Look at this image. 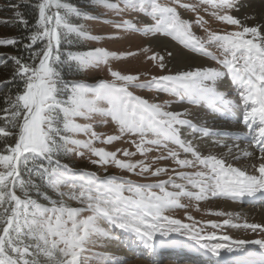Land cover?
<instances>
[{
	"label": "snow or ice",
	"instance_id": "obj_1",
	"mask_svg": "<svg viewBox=\"0 0 264 264\" xmlns=\"http://www.w3.org/2000/svg\"><path fill=\"white\" fill-rule=\"evenodd\" d=\"M175 2L179 3V0ZM95 3L117 14L128 10L145 14L153 23L137 27L131 20H122L114 27L142 32L144 35L170 36L191 52L215 61L226 72L212 66L195 67L153 75L150 80L138 83L139 74H122L110 68L113 80H102L95 86L73 83L68 87L66 101L62 103L57 99V74L50 63L53 58L59 59L60 30L75 32L88 39L99 40L100 37L82 31L83 25H72L65 20L59 9L79 15L71 5L61 3V0H40L37 4L38 30L31 35L30 40L35 44L39 39H46L47 43L42 52L36 54L38 66L26 64L19 57H10L17 66L13 78L22 79L24 86L14 99L9 97L6 101L8 106L0 110L4 113L3 126H0V141L4 143V149L0 151V264H85L88 257L84 253L88 251L87 245L94 235L116 238L99 226L100 220H106L110 225L131 234L134 242L144 249L151 264H157L156 256L160 249L178 244L183 246L187 241L192 242L188 246L193 251L209 257L201 264H264V224L247 221L239 224L224 219L220 223L207 221L198 228L199 222H195L191 215L187 219L193 223H184L165 214L186 207L181 204V197L203 201L209 197L242 200L259 195L264 199V25L247 26L230 14L232 10L239 11L240 0H202L203 4L211 8V15L215 19L238 29L223 32L204 29L206 37L196 36L192 32L193 22L182 19L175 7L160 0H118L116 3L112 0H95ZM181 6L196 10L192 5ZM9 7L19 9L20 5L10 4ZM53 8L57 11L52 12ZM15 18L27 23L20 11L15 12ZM4 23L10 21L5 20ZM195 23L203 28L207 22L198 16ZM16 43L14 38L0 39V46ZM213 47L220 51V55L210 50ZM54 52L57 53L55 56ZM135 54L126 53L128 56ZM167 54L172 55L171 52ZM110 58L119 57L117 53L99 47L70 56L81 71L91 65L107 64ZM149 59L156 62L161 72L167 67L163 55L153 53ZM226 73L241 89L239 96L244 103L241 123L249 132L246 139L259 151L255 157L258 163L249 166L252 173L226 163L224 158L217 155H203L193 140L182 138L183 128L203 136L223 134L194 125L188 118L193 115L190 108L171 111L168 110L172 103L170 100L150 102L129 91L130 87L154 89L180 101L186 100L189 105H207L213 110L227 112L234 107V101L217 86ZM101 104L107 106L102 107ZM96 114L104 117L105 123L110 119L116 125L117 134L97 133L92 124L76 122L77 117L91 120ZM62 132L83 133L88 139H74L61 135ZM126 136L136 137L130 141L135 145L136 152L127 149L109 151L94 146L96 142L112 144ZM10 138H14L13 143H9ZM169 145H175L183 153L190 154L192 159H181L180 152ZM81 149L90 153V159L92 156L97 158L91 159L95 165L106 167L114 164L117 168L133 173L139 169V175L150 173L158 177L169 169L156 167L153 170L144 160L132 162L119 159L118 153L132 157L137 153L146 155L154 149H163L166 154L155 157L156 160L172 159L182 168L201 170L177 172L172 169L184 183H176L170 176L167 181L137 184L117 176L101 180L95 174L88 173L80 174L78 182H74L76 174L58 160L55 161V167L46 168L40 163L28 168L30 162L38 160L51 165L53 158L61 152L84 156L85 151ZM244 155L250 157L253 153L246 151ZM22 170L27 173V179L22 176ZM33 175L41 179L50 177L48 185L60 197L67 195L69 200H78L82 206L71 207L63 199L53 202L51 207L40 206L28 194V188L35 187ZM62 185L71 191H60ZM169 185L176 190L169 191ZM189 185L196 191L188 190ZM154 188L159 189V192L153 191ZM17 190L23 194V198L17 195ZM86 212L90 214L83 215ZM215 215L232 217L233 214L216 212ZM205 226L214 230L231 226L250 229L254 233L259 230L261 238L218 235L217 231L205 232ZM178 237H186V240ZM246 245L258 248L249 249ZM257 254L259 260L254 258Z\"/></svg>",
	"mask_w": 264,
	"mask_h": 264
},
{
	"label": "rangeland",
	"instance_id": "obj_2",
	"mask_svg": "<svg viewBox=\"0 0 264 264\" xmlns=\"http://www.w3.org/2000/svg\"><path fill=\"white\" fill-rule=\"evenodd\" d=\"M19 1H22V0H0V39H5V37H7L11 33L7 24L4 23V21L11 19L12 17L15 16L16 9L9 7V5L16 4V2H19ZM112 2L116 3L118 2V0H112ZM160 2L165 3L168 6L175 7L182 19L193 22L192 32L198 37H206V32L204 29H208V30L215 31V32L238 30L236 26L227 25L224 22H221L215 19L211 15V11H212L211 8L208 5L203 4L202 0H179V3H176L175 0H160ZM240 2L242 3H240L239 11L232 10L230 14L240 19L242 24L247 25L246 20L247 18L251 17L250 9H246L248 8L249 3H243V2H246V0H243V1L240 0ZM183 4L192 5L195 7L196 10L192 11L191 9L184 8L181 6ZM244 6H245L246 11L241 10L244 8ZM123 7H124L123 4H121V8ZM85 8L88 13H84L80 15L81 17L80 20L82 23L81 25H83L82 31H86L90 33L92 36H98L100 37V39L99 40L88 39V38L79 36L75 32L67 33L66 30L61 29L60 31L62 33V36H61V42L59 45L58 56L59 54H61L60 46L63 44L62 41H67V43H69V39H71L72 41L75 39H78L82 43V48L79 49L78 52H75L73 55H71L70 53H67V56L65 55L66 58L69 59V63L72 61L70 59V56L82 54L84 52H87L89 50H92L98 47L105 48L110 52L117 53L119 58H110L107 64L101 63L99 65H91V66H88L83 71L79 69L80 73L82 74V77L80 78L79 83H84L90 86H95L102 80L111 81L114 78L110 75V72H109L110 68L112 70L120 71L122 74H139L140 81H138V83H144L150 80L151 76L153 75H162V74H167L169 72L171 73L177 72L178 70L176 66L170 63L169 58L172 55L168 56L167 52L164 53L159 49L158 45L154 42V39L156 37H162V38L168 39L169 41H171L177 46L179 51H186L192 55L199 56V58L201 59L202 58L206 59L207 63L203 67L212 66V67H216L220 69L221 71L225 70L215 61H212L209 58L201 56L197 53L191 52L190 50L186 49L183 45H181L179 42H175L171 37L165 36L163 34H156L155 36L144 35L142 32H133L132 30L125 31V30L117 29L114 27V24L120 23L122 20H131L134 24L137 25V27H143L144 24L153 23L150 17L146 16L143 13L128 10L123 13L117 14L114 11L105 9L102 6L97 5L95 3V0L93 4L85 6ZM51 11L54 12V11H57V9L53 8L51 9ZM58 11H60L61 15L68 22L69 20L67 19V16L65 13L67 12L71 13V12H69L66 9H59ZM198 16L203 17V19L207 22L206 24H204L203 28L195 23ZM85 17H88V18H85ZM113 37H118V38H113ZM144 49H147V51H145ZM210 50L215 52L217 55H220V51L217 50L215 47L211 48ZM128 52H133L136 54L133 56H128L126 55V53ZM153 53H158L159 55H163L165 57L164 62L166 63L167 67L165 68L163 72H161L156 67L155 61L149 59V57L152 56ZM56 54L57 53L54 52V56ZM58 61H60V59L53 58L50 63L57 74L56 76L57 88H58L57 99L63 103L66 101L68 97V89L66 90V86L63 83L64 79H62L63 76L60 75V71H59L60 68L57 66ZM60 66L62 67L61 64ZM76 66L78 67L77 63H76ZM117 83H120V82L117 81ZM235 90H236V93L229 92L230 89L224 92L227 94L229 99L237 100V98L239 97L237 102H240L242 100V98L239 96V92L241 90H238V89H235ZM129 91H131L136 96H141L145 99H148L150 102H153L154 100L155 101L170 100L172 101V103H171V107L168 110H171V111H182L186 107L190 108L192 113L194 111H198L199 116L191 115L188 117L190 120L196 119V120H200L202 123H207L208 120L204 119L205 121H202V118L206 116L209 117L215 113L213 109L208 107L207 105H199V106L189 105L186 100L180 101L176 97H170L166 93L157 92L154 89L150 90L147 88L142 89V88H137V87H130ZM101 106L106 107L107 105L101 104ZM222 112L225 114L229 113L228 115L230 116L233 115L234 113L238 117V111L236 110L235 107H233L230 111H227V112L222 111ZM103 121H105V118L99 114L94 115L91 120H85L81 117L76 118V122L79 124H86V123L92 124L93 129L97 133H102L104 135L117 134L116 125L113 122H111L110 119H108L106 123ZM233 124H236V122H233ZM186 134H191L189 129L186 130ZM61 135H67V136H70L71 138L79 139V140L88 139V137L84 135L83 133L73 134V133H68V132H62ZM181 136L184 139H188L187 136H183V134H181ZM131 139H136V137L126 136L119 141L113 142L112 144L96 142L94 146L103 147L109 151H115L117 149H127L128 151L136 152L135 145H133L130 142ZM242 139L245 140L246 138L244 137ZM68 146L72 147V145H68ZM169 147L172 148L173 150L179 151L181 159L183 158L192 159L190 154L183 153L175 145H169ZM81 151H85L84 156L75 155L72 153H67V154L70 157H72V159L74 160L76 159L75 161H78V159H81L84 161L87 160L91 162V159H97L94 156H92L90 159L89 158L90 153H88L87 150L81 149ZM162 153L166 154L163 149H160V150L154 149L153 151L147 153L146 155H141L140 153H137L135 156H132V157H125L123 156L122 152L118 153L119 159L130 160L132 162L144 160L146 163L152 166L153 170L156 167H166L169 169L167 173H162L158 177H154L150 173H144L143 175H139L137 174L139 172V169H137L136 173L128 172L126 170L117 168L114 164H109L106 167H103V166H98V167L100 171L102 172L101 174H105L108 177H109L108 174H112V173L118 174V175L129 174L130 178L128 179L132 180L133 182L137 184H145V183L154 184V183H157L159 180L167 181L170 176H172L175 179L176 183H184V181L180 180L178 177L175 176V173L172 171V169H175L177 172H180V171L194 172L197 170H201L200 168H182L176 165L172 159L156 160L155 157L161 155ZM201 153L205 155L203 152ZM234 161L240 164H243L245 159L240 158V159H235ZM40 163H42V160L35 161V164L37 165H39ZM85 172L83 171L73 172L76 174L75 177L73 178V181L78 182L80 174L85 173ZM48 178L50 179V177ZM168 190L175 191L176 189H173L171 185H169ZM188 190L196 191V189H193L190 185L188 186ZM60 191L64 193H69L71 189L67 187L66 185H62L60 188ZM153 191L159 192V189L154 188ZM128 194L129 193H126V195ZM62 198H63V201H65L66 203H69L70 205H72V207L82 206L80 201L69 200L67 195H65ZM226 201H229V198L209 197L208 199H205L203 201H195L194 199H189L187 197H181L180 202L181 204L186 205V207L176 208L165 214L171 215L174 218L180 219L184 223H193V221H189L187 219V216L191 215L194 218L195 222H199L197 224L198 228L201 225H205L207 221H216L220 223L224 219H231L233 223H239V224H243L245 221H247L248 223H251L250 220L249 221L246 220V218L244 216H241L238 212H232L233 214L232 217H228L226 215L225 216L215 215L216 212L231 213L228 210H226L224 206V203ZM245 204H242V208H246L250 210L251 206L245 205ZM40 206L46 207L43 205H40ZM259 207L264 210V203L255 205L253 210L256 211L257 209H260ZM89 214L90 213L86 212L83 215H89ZM99 226L106 229L109 232L110 236L116 237V238L108 239L101 235H94L91 238V243L87 245L88 251L84 253V255L88 257V259L85 261V264H136L137 262H138L137 264H151V260L145 256L144 251H142L143 253H137L138 251H141V250L133 251L130 248L129 249L127 248L129 245L128 244L129 237H126L122 230L110 225L106 220H100ZM208 231H217L218 235L228 234L232 236L233 238H242V239L261 238L259 235V230H257V232L254 233L250 229L234 228L231 226H222L220 229H215V230L211 229L208 226H205V232H208ZM178 239L186 240V237H178ZM186 244H192V242L187 241ZM247 246L248 245H246V247ZM174 247H176V245L173 246V248ZM163 249H172V248L166 247ZM113 252L120 253V255H117V254L114 255ZM157 264H195V263L187 259L177 260V259H173L171 257L166 256L164 259L157 262Z\"/></svg>",
	"mask_w": 264,
	"mask_h": 264
},
{
	"label": "trees",
	"instance_id": "obj_3",
	"mask_svg": "<svg viewBox=\"0 0 264 264\" xmlns=\"http://www.w3.org/2000/svg\"><path fill=\"white\" fill-rule=\"evenodd\" d=\"M40 0H22L16 2V4L20 5L19 9L16 11H20L22 13V18L27 21L26 24L19 22L18 18L12 17L8 19L10 23H7V26L10 30V34L5 38H14L17 43L12 46H0V110L6 108L8 105L6 103L9 97L13 98L17 94L18 91L23 90L24 82L19 77L13 78L14 72L16 69V65L10 59V57H19L22 62L26 64H35L38 65L39 58L36 57V54L41 53L45 48L47 43L46 39H39L35 44H33L30 40L32 34H34L38 30V18L39 12L37 8V4ZM94 0H61V3L69 4L72 8L76 9L79 12V15L76 12L65 13L68 23L72 25H81L80 15L84 13H88L85 6L93 4ZM63 44L60 46V53L58 61V68L60 71V75L63 76L64 85L66 86V90L73 83L80 82V78L82 74L80 73L79 67L76 66V62L72 60L69 63V59L66 58L67 53L73 55L75 52H78L79 49L82 48V43L78 39L71 40L69 39V43L67 41H62ZM74 43V45H73ZM63 52V53H62ZM66 55V56H65ZM35 58V60L33 59ZM62 65V67L60 66ZM3 118L4 113L0 111V126H3ZM14 138H10L9 143H13ZM4 143L0 141V151H3ZM58 160L61 165H67L73 172H85L88 174H95L101 180L105 177H108L105 174H101L102 172L99 169V165H95L87 160L78 159L75 161L70 157L67 153L61 152L58 156L53 158V163L51 165L48 164L47 161L42 160V163L48 167H55V161ZM38 166L37 164H29L28 168H34ZM89 166V167H88ZM22 176L27 179V173L22 170ZM109 177L117 176L122 177L124 179L130 178L129 174H108ZM35 187L28 188V194L37 204L43 205L46 207H51L52 203L55 201H59L62 198L59 194L54 191L48 185V177L45 176L44 179L39 178L36 175L32 177ZM17 195H21L23 198V194L17 190ZM66 203V202H65ZM72 207L69 203H66ZM43 259V258H41Z\"/></svg>",
	"mask_w": 264,
	"mask_h": 264
},
{
	"label": "bare ground",
	"instance_id": "obj_4",
	"mask_svg": "<svg viewBox=\"0 0 264 264\" xmlns=\"http://www.w3.org/2000/svg\"><path fill=\"white\" fill-rule=\"evenodd\" d=\"M242 3V2H240ZM243 3H249L248 8L250 9L251 17L247 18L246 24L248 26H253L256 24H261L264 25V0H246V2ZM245 6L241 10H245ZM262 31H264V28H262ZM154 42L158 45L159 49L162 52H171L172 56L169 58L170 63L176 66L177 70H189L193 69L195 67H203L206 63L207 60L204 58H199V56L192 55L186 51H179L177 46L169 41L168 39L162 38V37H156L154 39ZM171 66V65H170ZM218 89L221 91H227L230 89L229 92H235V89L241 90L240 87L232 82L231 76L226 73L224 77H222L218 82H217ZM239 98H237L238 100ZM234 105L238 107L239 115L237 117V120L241 122L242 119V113L241 108L243 105V101L241 100L240 102H237V100H233ZM178 107V106H177ZM176 107V109H177ZM215 113L211 116H206L202 118V121L208 120L207 123H202L200 120L196 119H191L193 124L196 125L197 127H207L208 129H211L213 131H218V132H229L230 134L237 136L238 134L242 135L239 138H225L222 136H203L199 133H191V134H186L187 128L181 129V134L183 136H187L188 139L193 140L195 146L197 149L201 152H203L205 155L208 154H214L217 155L218 157L224 158L226 163H231L233 166L241 168V169H247L250 173H252V168L249 167L253 163H258V161L255 159L257 155H259L258 148L250 144V142H247L246 140H243L242 137L245 136V138L249 135L248 130L242 123H236L233 124L232 121H230V117L227 115L221 114V111L213 110ZM243 112V111H242ZM193 115H198V111H194ZM234 116V113H233ZM205 119V120H204ZM254 127L256 125H253ZM189 133V132H188ZM231 149V151H229ZM252 152V156H245L244 152ZM239 157L244 158L245 161L243 164H240L238 162H235L234 157ZM135 183V182H134ZM259 196V195H258ZM258 198H249V197H244L242 200H233L229 199V201H226L224 203V206L226 210L229 212H238L241 216H244L246 220H250L251 223H258V224H264V210L257 209L256 211L253 210L255 205L257 204L256 200ZM262 200V198H259V201ZM249 204L251 206V209H246L242 208V204ZM250 232V231H249ZM180 246L182 248H185V245H176ZM187 247H189L186 244ZM186 247V248H187ZM247 248L249 249H255L258 248V246L255 245H248ZM113 250V249H112ZM187 251V249H186ZM193 249L191 250V252ZM114 255H120V253L113 252ZM198 254H193V256H196ZM201 257V256H199ZM255 259L259 260V255H255ZM138 263V262H137ZM136 263V264H137Z\"/></svg>",
	"mask_w": 264,
	"mask_h": 264
}]
</instances>
